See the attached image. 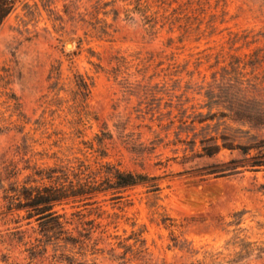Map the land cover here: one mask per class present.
I'll return each mask as SVG.
<instances>
[{"label": "rangeland", "instance_id": "rangeland-1", "mask_svg": "<svg viewBox=\"0 0 264 264\" xmlns=\"http://www.w3.org/2000/svg\"><path fill=\"white\" fill-rule=\"evenodd\" d=\"M80 171L106 188L56 205L63 227L26 218ZM0 264H264V0H17Z\"/></svg>", "mask_w": 264, "mask_h": 264}, {"label": "trees", "instance_id": "trees-1", "mask_svg": "<svg viewBox=\"0 0 264 264\" xmlns=\"http://www.w3.org/2000/svg\"><path fill=\"white\" fill-rule=\"evenodd\" d=\"M17 0H0V25L3 23L5 18L14 10ZM87 88V83L82 85ZM254 166H259L255 163ZM55 170H52L54 172ZM84 171L74 173L76 182L70 181L69 185H44L35 186L32 188L28 195H26L27 201L19 208H24L27 212L26 218L31 220L33 217L39 220L53 219L60 227H63V222L60 221L65 214L55 210L56 205L68 203L67 200L71 198H82L81 200H87L93 193L100 190H104L97 183V181L86 180L81 177ZM52 178L53 175H50ZM68 179V176H66ZM112 178L114 179L111 187H128L137 185L142 182L149 181L150 179L146 175L136 174L130 171H121L115 169L112 172ZM67 201V202H65ZM31 222V221H30Z\"/></svg>", "mask_w": 264, "mask_h": 264}]
</instances>
